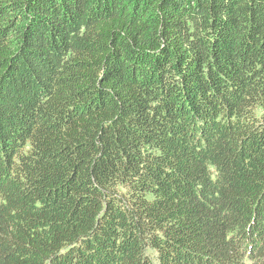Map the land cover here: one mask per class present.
Returning a JSON list of instances; mask_svg holds the SVG:
<instances>
[{"label":"trees","instance_id":"16d2710c","mask_svg":"<svg viewBox=\"0 0 264 264\" xmlns=\"http://www.w3.org/2000/svg\"><path fill=\"white\" fill-rule=\"evenodd\" d=\"M0 264H264V0H0Z\"/></svg>","mask_w":264,"mask_h":264}]
</instances>
